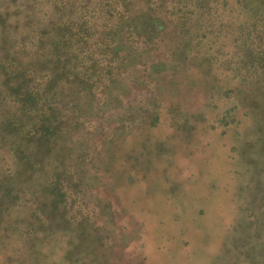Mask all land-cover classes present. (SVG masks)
I'll list each match as a JSON object with an SVG mask.
<instances>
[{"label":"rangeland","instance_id":"rangeland-1","mask_svg":"<svg viewBox=\"0 0 264 264\" xmlns=\"http://www.w3.org/2000/svg\"><path fill=\"white\" fill-rule=\"evenodd\" d=\"M7 1L0 7L12 26L15 11L32 10ZM35 2L33 12L49 8ZM140 2L145 11L151 1ZM234 2L225 19H246L248 8L232 11ZM161 20L158 39L125 40L152 47L131 48L86 103L80 131L65 136L71 144L79 134L63 165L38 148L42 163L25 172L0 146L4 168L17 170L4 185L19 189V205L0 194L13 207L0 216V264H264V71L254 74L248 52L229 40L184 47L183 31ZM216 48L224 52L209 63ZM57 178L62 202L48 188Z\"/></svg>","mask_w":264,"mask_h":264},{"label":"trees","instance_id":"trees-1","mask_svg":"<svg viewBox=\"0 0 264 264\" xmlns=\"http://www.w3.org/2000/svg\"><path fill=\"white\" fill-rule=\"evenodd\" d=\"M35 1H7L18 8L32 9L15 11L18 16L15 22L12 20L13 26L10 8L0 7L3 30L0 32V146L7 144L9 151H6L13 161L11 167L20 166L25 172H32L34 161H42L35 158L38 148L43 158L50 154L61 157L63 165L79 134L71 144L65 143V136L80 131L82 120L88 115L86 103L97 99L100 85L104 87L113 81L119 69L117 64L126 61L125 55L131 48L139 53L144 48L147 53L152 47L151 43L141 47L125 40L131 38L137 44L140 38L145 42L158 39L165 30L162 17L169 18L183 31L177 33L180 45L185 47L189 39L202 43L210 37L220 44L229 40L242 52H248L249 66L256 67L254 74L264 71V0H234L232 11L240 7L249 10L241 21L225 19L229 0H168L162 8L156 0H150L145 11L144 5L138 6L140 0H44L53 10L44 7L40 13L33 12ZM123 1L141 13L132 17L122 6ZM150 6L153 11L147 13ZM156 7L160 12L154 13ZM216 50L217 55L208 57L209 63H217L218 54L224 52L220 48ZM224 61L226 69L232 70L229 58ZM156 63L153 61L151 66ZM222 89L216 87L214 92ZM225 89L230 92L229 88ZM3 158L0 160L4 161ZM4 165L5 161L0 163L5 175L0 182V194L13 198L19 205L16 184L4 185L13 173L17 175V170L13 172ZM50 182L48 188L54 199L62 202L65 197L62 184L58 178ZM11 207L0 202V216Z\"/></svg>","mask_w":264,"mask_h":264}]
</instances>
